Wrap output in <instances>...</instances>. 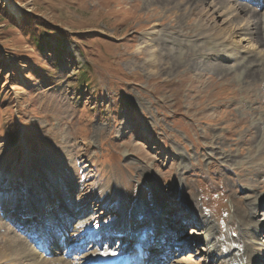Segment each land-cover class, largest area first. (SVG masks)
<instances>
[{
	"label": "rangeland",
	"instance_id": "1",
	"mask_svg": "<svg viewBox=\"0 0 264 264\" xmlns=\"http://www.w3.org/2000/svg\"><path fill=\"white\" fill-rule=\"evenodd\" d=\"M184 1L177 17V0H0V264H87L88 253L126 249L118 226L138 205L165 224L157 239L175 231L147 264H215L209 243H193L202 229L179 212L207 217L220 239L236 232L246 205L264 226V201L255 200L264 165L248 155L264 147V3L228 0L245 7L254 46L235 56L215 35L204 42L196 25L200 17L230 29L225 0ZM26 19L67 36L38 50L20 30ZM153 24L156 74L137 52ZM17 246L25 251L14 254Z\"/></svg>",
	"mask_w": 264,
	"mask_h": 264
},
{
	"label": "bare ground",
	"instance_id": "2",
	"mask_svg": "<svg viewBox=\"0 0 264 264\" xmlns=\"http://www.w3.org/2000/svg\"><path fill=\"white\" fill-rule=\"evenodd\" d=\"M163 1H166V6H169L168 3L170 2V0H163ZM252 1H255L256 3H261V4L264 3V0H252ZM183 2L185 1L177 0V2L174 3L175 6L169 7V11L172 10L174 15L177 17L178 16L184 17L182 14H178L180 12L178 7ZM247 2L251 3L250 0H248ZM199 7H196V8H199ZM209 7L210 8L212 7L214 9L219 6L211 2L209 4ZM244 8L245 7L243 6L242 8L238 9V7L234 3H231L228 0L220 1L219 9L223 10V14L224 12L227 14L229 13L231 17L229 24H231V27H233V30L231 27L230 29H227V28L225 29L222 26L217 25L216 22H212L210 24L206 22L205 20H203V18L197 17L198 19L196 21L197 23L196 25L198 26L199 29L201 28V30L204 31L203 33H201V35H203V38L205 39L204 42H210L209 37H212L211 35L213 36L215 35V37L220 38L219 41L221 43V46L224 49H226L227 52L229 51L234 52L235 56H238L239 51H242L246 54L253 52L254 46L252 44V38L250 34L251 31H249V27L251 26V23L250 21L246 20V18L243 17L244 15L242 16V13H244L242 10ZM10 9H11L10 11H12V13H14L17 17L19 16V9L16 6H12V7L10 6ZM194 11H195V8L190 10L189 15L193 13ZM201 13L204 14L205 12L202 11ZM193 14L196 15V13H193ZM157 27H158L157 24H153L152 27L149 29L150 31L142 35L140 44L137 48L138 53L141 52L145 54L146 56L144 59L145 63L147 64L148 69L152 71L150 72L152 74H156V72H158L159 63H161V52L160 51L157 52L156 46L152 43V41L154 40V37L156 36ZM213 48H211V50ZM208 50H210V48ZM209 57L210 55H208V57L206 58H209ZM167 65H168L167 62L162 63L161 64L162 69H165ZM248 155L254 163L258 164V166L264 165V147L263 146L260 145L258 148H253V149L250 148L248 150ZM169 182H166V184H170ZM263 187H264V183L261 184L260 189L262 190ZM251 189L249 190L247 189L246 191L249 196L247 199L252 197L251 194L253 193V190ZM68 191L71 192V189H68ZM60 194L61 196L66 197V189L65 190L64 188L61 189ZM255 200L264 201V197H260L258 199L256 198ZM55 204H56V201L54 200L50 205L46 206L45 210L42 212V215L37 216L38 226L40 225L39 224L40 222H43L42 221L43 215L51 214L53 216L55 212L54 209L56 208ZM192 206L194 207L193 203H192ZM48 207L51 208L52 210L51 212H48L50 210V209H47ZM139 207L140 205L134 208L133 212L135 210H138V211L134 213L133 219H131L130 222H128V220L122 221V219L124 218V213H125L124 212L123 218L121 219V223H120L121 225L118 226V231H119L118 233L122 234V237L129 238V243L124 244L126 249H121L117 252L94 251L93 253H88V255L86 256L87 264H130V261H129L130 257L136 254L137 250L139 249L141 250V254L143 255L142 256L143 259L139 264L155 263L154 262L156 261L154 259L155 252H160V253L164 252L160 249L163 248V244L167 245L169 240L172 239V237L175 235V231H172L171 233H169L168 236H165V235L162 237L160 236V238L157 239V234L161 232V230L164 229L165 224H163L164 227L163 229H161L162 224H161V221H159V218H158L159 216H157L156 218L154 217L157 214V212L152 213L150 211H145V208L143 207H140V208ZM249 207L250 206L246 205V207L244 208V214H245L244 217L238 218L237 220L238 227L236 229V232L231 233V235L227 236L226 238L224 237V239H220L216 236V228H217L215 227L216 224L210 223L207 217L201 216L200 214L189 215L192 213L191 212L187 213L185 211L182 213L179 212L178 216H181L182 218H184L185 216L182 222L183 223L185 222L187 226H189L190 223L191 225L197 224L198 227L202 229L200 233L197 235V237H201V238H197V240H195V242L193 243H198L204 240L206 241V243L211 244L210 247L208 244L207 250L205 249L206 256L208 257L207 261L215 262V264H264V244L257 240L258 232L259 230L264 229V226L259 225L253 220L254 216L256 215L255 208L250 209ZM160 208L162 209V211L159 210L158 214L167 215L165 213L163 204L160 205ZM26 209L29 210L27 207ZM33 216H36V215H32V217ZM149 219H153V221ZM165 219L166 218H164V220ZM122 222L128 223V227L126 228L125 226L123 227ZM82 227H86L87 229H83ZM119 227H122V228L119 229ZM90 228H91L90 226H86V225L81 226V230H83V232L85 233H89L90 231H88V229ZM65 229L66 230H64L63 232L64 234L65 233L67 234L72 231L74 232L75 230V229L69 230L70 228L67 225ZM43 231H46V229H43ZM35 233L39 234V232L37 231ZM40 234H41L40 238L42 239L41 242H43V239H45V235L43 234V232H40ZM95 234L96 233H92L90 235V238L92 237V240H94V237H96L97 240H100L101 236L97 234L95 236ZM175 240H178V243H179V241L183 240V236H177ZM162 241L164 242L163 244H162ZM11 245H14V244H11ZM24 247L23 248L18 247V246L15 248L12 247L13 250L11 251H13V253L17 255L18 253H23L25 251ZM6 251H8V249ZM173 256H174L173 253H169L167 259H171ZM29 257L31 258L32 261L34 260L33 255H29ZM163 261L165 262L166 260H162V263ZM33 262L35 263L37 262V264H63L62 261L56 260V259L55 260L41 259L40 261H33Z\"/></svg>",
	"mask_w": 264,
	"mask_h": 264
},
{
	"label": "trees",
	"instance_id": "3",
	"mask_svg": "<svg viewBox=\"0 0 264 264\" xmlns=\"http://www.w3.org/2000/svg\"><path fill=\"white\" fill-rule=\"evenodd\" d=\"M33 22V23H32ZM20 30L23 35L27 36L31 43L36 46L38 50L49 49L55 50L56 48L52 47L49 42L50 39L63 38L67 35H64L60 30L54 26H48L40 23L39 21H29L26 19L23 21L20 26ZM64 35V36H63ZM58 43V42H57ZM59 51L63 52V49H59V44L57 45V54Z\"/></svg>",
	"mask_w": 264,
	"mask_h": 264
}]
</instances>
